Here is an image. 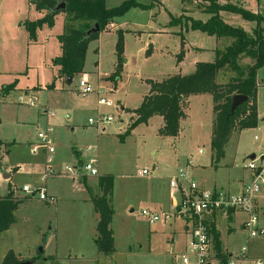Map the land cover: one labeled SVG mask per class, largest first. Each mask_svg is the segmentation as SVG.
Listing matches in <instances>:
<instances>
[{
    "label": "rangeland",
    "instance_id": "1",
    "mask_svg": "<svg viewBox=\"0 0 264 264\" xmlns=\"http://www.w3.org/2000/svg\"><path fill=\"white\" fill-rule=\"evenodd\" d=\"M31 1L0 0V199L13 188L15 198L22 201L15 223L0 234V264L9 254L19 264H181L176 257L185 253L190 224L175 216L168 222L150 224L142 212H172L169 196H163L164 204L155 208L137 191L157 187L167 194L166 186L179 170L192 182L203 180L208 189L225 192L233 193L250 182L245 167L251 162L264 167V89L259 94L262 117L257 128L234 134L218 164L211 149L214 104L209 95L190 97L178 138L159 136L160 117L128 135L136 118L132 112L141 107L150 89L148 81L160 83L171 76L192 75L198 63L213 62L217 48L222 50L224 40L217 42L192 28V20H209L201 12L203 2L184 6L182 0H134L136 6L116 19L112 29L107 27L88 43L84 72L69 83L54 64L61 56L59 37L70 24L69 16L59 13L54 26H44L33 42L24 24L45 14H39ZM127 1L106 0V7L115 9ZM220 4L264 18V0H224ZM175 18L180 23L171 24ZM221 19L249 36L257 28L256 22L241 14L222 12ZM120 37L123 63L115 83L110 79L118 71ZM258 72L264 81V69ZM84 79L95 93L82 97L77 88ZM6 87H12L7 94L3 92ZM99 90H103L101 96ZM101 98L113 106H100ZM98 117H110L112 122L102 128L89 125L90 118ZM49 128L55 154L48 166V155L32 150L39 144L38 134ZM90 158L98 160V177H89L83 170L82 162ZM142 170L148 176L140 178ZM4 173H11L12 179L5 181ZM104 176L114 180L111 230L116 253L112 257L99 255L95 244L97 220L92 198L102 196L99 180ZM260 184L262 234L248 237L242 226L244 214L233 221L223 215L217 222L220 236L215 233L222 255L230 257L228 264L264 261V180ZM25 185L46 189L56 202L48 204L26 195L22 192ZM214 240L211 264H221ZM243 249L247 250L245 259Z\"/></svg>",
    "mask_w": 264,
    "mask_h": 264
},
{
    "label": "trees",
    "instance_id": "2",
    "mask_svg": "<svg viewBox=\"0 0 264 264\" xmlns=\"http://www.w3.org/2000/svg\"><path fill=\"white\" fill-rule=\"evenodd\" d=\"M63 2L66 4V9L54 12L57 5ZM182 2L184 6L203 2L205 5L203 12L209 15V20L205 23L192 20L193 30L224 40L226 44L222 50L215 52L213 62L198 63L192 75L171 76L160 83L148 81L150 90L144 96L141 107L132 112L136 118L131 123L128 135H131L136 127L147 125L152 118L161 117L164 125L159 129V136L178 138L181 134V122L187 118L189 98L209 95L214 104L211 149L215 163L218 164L225 157V148L231 137L244 130L255 129L259 123L257 75L258 71L264 68V27H262L264 18L231 5H221V0H182ZM31 4L38 13L45 14L37 21H28L24 24L29 39L33 42L37 40V34L44 26L49 28L54 26V19L59 13L63 12L69 16L70 24L59 37L61 56L54 61L55 66L59 68L60 77L66 80L84 72L88 43L99 35H92L87 39L86 33L96 24H99L101 33L136 6L134 0L124 2L115 9H108L106 0H33ZM222 12L241 14L248 20L256 22L254 35L249 36L243 30L225 24L221 19ZM178 23H180L179 19L176 18L171 21V24ZM76 24H79L78 28L75 27ZM122 44L123 38L120 37L118 71L110 79L115 83L120 80L122 71ZM246 59L251 60L252 63L243 64ZM225 71L230 72L234 77L227 83L220 84L219 76ZM11 89L12 87H6L3 92L7 94ZM236 95L246 96L248 101L231 115L232 99ZM113 186V177H100L99 187L103 194L92 198L95 211L99 215L95 244L99 255L105 257H112L116 253L114 233L111 230L115 214L111 205ZM21 204L22 201L17 200L11 190L8 195L0 199V234L10 230L15 223V213ZM213 232L216 255L221 260V264H228L230 257L222 255L218 234ZM34 262L32 261V264ZM2 264L19 263L12 254H9Z\"/></svg>",
    "mask_w": 264,
    "mask_h": 264
},
{
    "label": "built area",
    "instance_id": "3",
    "mask_svg": "<svg viewBox=\"0 0 264 264\" xmlns=\"http://www.w3.org/2000/svg\"><path fill=\"white\" fill-rule=\"evenodd\" d=\"M77 93L85 97L95 93L86 79L79 82ZM99 96L103 94V90L97 92ZM100 106L112 107L113 104L105 99H99ZM112 122L110 117H98L97 119L90 118L89 125L102 128ZM52 129L38 134L39 144L33 148V153L37 154L43 150L47 158L49 166L53 161L55 154L54 141L52 139ZM97 161L91 159L83 166V170L89 177H98L96 168ZM250 173V182L246 183L237 192H225L222 190L209 191L200 188L196 183L190 182L187 174L183 170H179L176 177L170 181V198L172 203V212H163L161 214L152 213L149 210L142 212V217L147 219L150 224L168 222L173 216L184 219L191 226V241L187 251L179 255L177 258L181 264H211L214 255L211 249V233L210 228L205 220V215L223 213L228 214L232 211H237L246 216L243 224V229L249 238H256L263 231L259 228V211L258 197L261 192L260 182L264 180V167H257L254 162H251L245 167ZM51 170V169H50ZM148 171L142 170L138 172L140 178L148 176ZM49 175V172L45 177ZM181 185H186L187 190L182 194ZM22 191L31 197H36L40 202L54 204L55 199L49 197L46 189L32 188L30 186L23 187ZM247 250L243 249L242 257L245 259ZM194 259V263H192ZM229 264H234L230 261ZM256 264H264V261H258Z\"/></svg>",
    "mask_w": 264,
    "mask_h": 264
},
{
    "label": "crops",
    "instance_id": "4",
    "mask_svg": "<svg viewBox=\"0 0 264 264\" xmlns=\"http://www.w3.org/2000/svg\"><path fill=\"white\" fill-rule=\"evenodd\" d=\"M223 1V0H222ZM221 1V2H222ZM220 2V3H221ZM186 10V9H185ZM196 11H199V10H196ZM191 12L193 13V10H191ZM201 12H203V10L201 11ZM40 14V13H39ZM39 20V19H38ZM115 22V21H114ZM114 22L109 26L110 27V29H112L113 27V24H114ZM215 38V37H214ZM216 41L217 42H219L220 40L219 39H217L216 38ZM221 42V41H220ZM225 44H226V42H224V41H222L221 42V45H222V49L224 48V46H225ZM216 51H218V48H217V50ZM215 51V52H216ZM252 63V61L251 60H248V59H246V60H244L243 61V64H251ZM262 69H264V68H262ZM260 74H259V72H258V75H257V83H258V86H259V88H258V92H257V110H258V119L260 120V115H261V117H262V113H261V111H260V92L264 89V81H262L261 79H260V76H259ZM232 77H234L233 76V74H231L230 72H228V71H225V72H223V73H221L220 74V76H219V82H220V84H225V83H227V81L230 79V78H232ZM224 80V81H223ZM150 90V89H149ZM149 92V91H148ZM200 96H206V95H200ZM189 100H190V98H189ZM189 100H188V104H189ZM189 109V107L187 108V110ZM123 110H125V108L123 109ZM133 116H134V114H132ZM155 118V117H154ZM159 118V117H158ZM161 118V117H160ZM153 119V118H152ZM151 119V120H152ZM162 119V124H161V126H160V128H162L163 127V125H164V120H163V118H161ZM150 120V121H151ZM186 120V119H185ZM185 120H183V121H185ZM150 121L148 122V124L150 123ZM182 121V122H183ZM214 121V120H213ZM262 122H264V119H262L261 120ZM181 122V123H182ZM147 124V125H148ZM159 128V129H160ZM181 133H182V130H181ZM181 135V134H180ZM234 136V135H233ZM232 136V137H233ZM231 137V138H232ZM78 154V156H80V158H82V156H81V154H79V153H77ZM91 159H94V160H96L97 161V165H96V168H97V170H98V160L96 159V158H90L88 161H85V162H82V166H84L86 163H88ZM216 168L218 169L219 168V166L217 165L216 166ZM51 169V168H50ZM20 170H21V168H20ZM52 170V169H51ZM10 175H11V177H10V179H12V174L11 173H9ZM187 174V173H186ZM98 176H99V172H98ZM187 178H188V175H187ZM9 179V180H10ZM162 180L163 179H165L164 177H162L161 178ZM172 179V178H171ZM249 179H250V175H249ZM8 180V181H9ZM188 180L190 181V182H192L189 178H188ZM88 182H89V180H87ZM95 182V180L93 181V183ZM195 183V182H194ZM200 188H202V189H205V190H209V191H216V190H222V189H217V187H214L213 189H208V187L205 185V183L203 182V180L198 184V183H196ZM246 184V183H245ZM245 184H242L241 186H238V188H236L235 189V191L234 192H237V191H239ZM25 186H29V185H25ZM24 186V187H25ZM182 187H181V191H182V194H185L186 193V190H187V186L185 187V186H183V185H181ZM31 187V186H30ZM32 188H34V187H32ZM23 189V188H22ZM90 191H94V190H92V188H91V186H90ZM10 190L11 191H13V188H10ZM166 191H168L167 192V194H163L161 191H159L158 190V188L157 187H154V188H151V187H149V188H147V189H143L142 191H141V193H140V191L138 190L137 191V193H138V195L140 194L141 195V197H142V200L146 203V204H148V205H151V206H153V207H155V208H158V207H160V206H162L164 203H163V196H165V195H167V197L169 196V200H170V205H171V208H172V203H171V198H170V193H171V189H170V182H169V185H167L166 186ZM223 191V190H222ZM23 192V191H22ZM48 194V193H47ZM8 195V194H7ZM99 195V194H98ZM98 195H96V196H98ZM49 196V195H48ZM49 197H51L52 198V196H49ZM33 198V197H32ZM54 198V197H53ZM35 199L37 200V201H39L36 197H35ZM55 199V198H54ZM113 199V198H112ZM55 202H56V199H55ZM94 207V206H93ZM94 210H95V208H94ZM133 212V211H132ZM238 214H242V213H240V212H237V211H232V212H230V213H228V214H223V213H216V214H208V215H205V220H206V222H207V224H208V226H209V228H210V233H211V244H212V242H213V236H214V232L213 231H216V233H218V230H217V222H218V220L223 216V215H226L227 217H228V220L229 221H233L234 219H235V217H236V215H238ZM95 216H96V220H97V223H98V221H99V215L96 213V211H95ZM246 217V216H245ZM246 220V219H245ZM245 220L242 222V226H243V224H244V222H245ZM186 234L187 235H189L190 236V240H189V242H187V245H186V249H185V252L187 251V249H188V246H189V243H190V241H191V226L189 227V226H187L186 227ZM219 234V233H218ZM219 236H220V234H219ZM115 239V238H114ZM182 254H184V253H182ZM182 254H180V255H182ZM179 256V255H178ZM177 256V257H178ZM176 257V259L178 260V258ZM179 261V260H178Z\"/></svg>",
    "mask_w": 264,
    "mask_h": 264
},
{
    "label": "water",
    "instance_id": "5",
    "mask_svg": "<svg viewBox=\"0 0 264 264\" xmlns=\"http://www.w3.org/2000/svg\"><path fill=\"white\" fill-rule=\"evenodd\" d=\"M66 9V4L60 3L57 5V7L54 9V12H60V11H64ZM101 31V28L99 26V24H96L93 28H91L87 33H86V38L89 39L91 38L92 35H96L99 34ZM72 78H68V82L71 83L72 82ZM248 101V98L246 96L243 95H236L233 97L232 99V106H231V115H233L235 113V111L241 107L244 103H246ZM256 159L255 155H252L250 157V160L254 161ZM261 161H264V157L261 158ZM11 175L4 173L3 174V179L5 181H8L10 179ZM40 251H42V249H40ZM24 264H32V262H27Z\"/></svg>",
    "mask_w": 264,
    "mask_h": 264
}]
</instances>
